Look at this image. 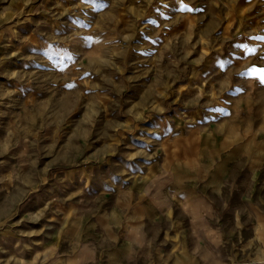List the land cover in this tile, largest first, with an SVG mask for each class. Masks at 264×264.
Returning <instances> with one entry per match:
<instances>
[{"label": "rangeland", "instance_id": "obj_1", "mask_svg": "<svg viewBox=\"0 0 264 264\" xmlns=\"http://www.w3.org/2000/svg\"><path fill=\"white\" fill-rule=\"evenodd\" d=\"M254 70L264 0H0V264H40L45 240L87 223L102 185L81 178L166 164L194 132L237 146L227 160L264 207Z\"/></svg>", "mask_w": 264, "mask_h": 264}, {"label": "crops", "instance_id": "obj_2", "mask_svg": "<svg viewBox=\"0 0 264 264\" xmlns=\"http://www.w3.org/2000/svg\"><path fill=\"white\" fill-rule=\"evenodd\" d=\"M202 133L189 134L186 147L173 139L166 164L127 161L115 183L81 178L102 185L92 195L99 203L85 225L78 218L59 240L44 241L40 264H264V207L252 178L233 171L241 162L227 160L238 148Z\"/></svg>", "mask_w": 264, "mask_h": 264}, {"label": "snow or ice", "instance_id": "obj_3", "mask_svg": "<svg viewBox=\"0 0 264 264\" xmlns=\"http://www.w3.org/2000/svg\"><path fill=\"white\" fill-rule=\"evenodd\" d=\"M254 71H259L261 82H264V70H254Z\"/></svg>", "mask_w": 264, "mask_h": 264}]
</instances>
